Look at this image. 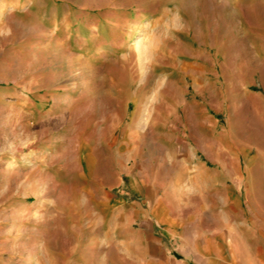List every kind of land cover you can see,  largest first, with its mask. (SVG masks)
<instances>
[{"label": "rangeland", "instance_id": "1", "mask_svg": "<svg viewBox=\"0 0 264 264\" xmlns=\"http://www.w3.org/2000/svg\"><path fill=\"white\" fill-rule=\"evenodd\" d=\"M8 1L0 0V264H76V240L94 233L131 181L140 195L127 203L149 208L152 131L171 125L175 157H199L200 120L222 102L225 82L261 90L264 0ZM130 125L140 150L125 154L120 184L116 144Z\"/></svg>", "mask_w": 264, "mask_h": 264}, {"label": "crops", "instance_id": "2", "mask_svg": "<svg viewBox=\"0 0 264 264\" xmlns=\"http://www.w3.org/2000/svg\"><path fill=\"white\" fill-rule=\"evenodd\" d=\"M57 10L51 9L53 21ZM87 36L78 37L88 43ZM261 84V90L251 91L243 79L235 86L225 82L222 102L214 111H204L200 120L199 157L192 151L175 157L171 125L152 131L157 151L150 164L149 208L127 203V195H140L131 181L129 193L125 190L116 206H104L105 216L94 233L76 240L71 261L264 264V75ZM139 145L137 126L125 128L116 144V153L123 157L117 168L120 184L127 175L125 154L134 157ZM86 165L92 170L95 160L88 158ZM56 245L54 255L60 259L61 244Z\"/></svg>", "mask_w": 264, "mask_h": 264}]
</instances>
